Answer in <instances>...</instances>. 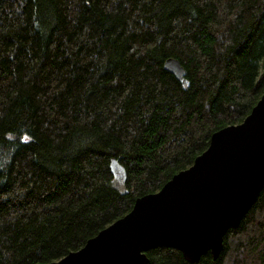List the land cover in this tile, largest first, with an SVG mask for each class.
<instances>
[{
	"label": "trees",
	"instance_id": "obj_1",
	"mask_svg": "<svg viewBox=\"0 0 264 264\" xmlns=\"http://www.w3.org/2000/svg\"><path fill=\"white\" fill-rule=\"evenodd\" d=\"M263 95L264 0H0V264L82 249ZM147 255L264 264V189L217 260Z\"/></svg>",
	"mask_w": 264,
	"mask_h": 264
},
{
	"label": "water",
	"instance_id": "obj_2",
	"mask_svg": "<svg viewBox=\"0 0 264 264\" xmlns=\"http://www.w3.org/2000/svg\"><path fill=\"white\" fill-rule=\"evenodd\" d=\"M164 68L178 81L185 69L174 58ZM113 173L125 170L112 161ZM264 189V95L242 124L215 133L194 164L134 207L80 250L50 264H149L150 250L180 251L189 263L211 253L240 226Z\"/></svg>",
	"mask_w": 264,
	"mask_h": 264
},
{
	"label": "rangeland",
	"instance_id": "obj_3",
	"mask_svg": "<svg viewBox=\"0 0 264 264\" xmlns=\"http://www.w3.org/2000/svg\"><path fill=\"white\" fill-rule=\"evenodd\" d=\"M123 178V175L121 173H118V180L121 181Z\"/></svg>",
	"mask_w": 264,
	"mask_h": 264
}]
</instances>
